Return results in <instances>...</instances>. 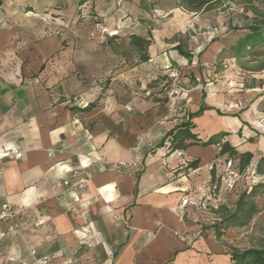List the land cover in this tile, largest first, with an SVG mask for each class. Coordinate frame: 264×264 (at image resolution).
I'll return each instance as SVG.
<instances>
[{"label": "crops", "instance_id": "crops-1", "mask_svg": "<svg viewBox=\"0 0 264 264\" xmlns=\"http://www.w3.org/2000/svg\"><path fill=\"white\" fill-rule=\"evenodd\" d=\"M79 1L2 0L0 6V153L10 149L22 153L20 160L0 161V213L4 205L21 211L16 229L8 221L0 223V235L4 237L1 246L5 244L4 249H12L16 256L27 252L42 260L65 253L80 238L82 244L100 249L108 264H230L229 258L214 255L220 247L212 231L201 233L208 224L194 213L181 219L178 209L181 197L201 196L202 187L211 180L209 167L219 156V148L191 146L171 153L157 148L170 130L201 105L209 110L191 120L192 132L202 141L215 135L217 130H208L198 122L205 118L214 122L219 117L215 109L220 108V100L208 93V87L205 103L198 84L190 88L182 82L178 91L191 89L184 99L185 110L174 118L168 116L160 98L174 87L163 65L175 66V57L190 59L174 47L178 43L173 44V37L163 44L168 51L162 63L151 54L152 37V47L147 49L149 59L138 67L149 68L145 76L137 75L134 67L124 78L114 70L116 65L112 66L110 90L103 99L99 86L86 90L72 73L65 72L58 79L42 68L41 55L60 52V61L64 62L62 56L71 54L72 49L62 51V39L56 37L59 32L51 29L60 26L74 35L75 23L61 15ZM141 2L87 0L78 7L83 16L76 23L85 37L92 22L100 20L110 28L123 25L122 32L129 36L150 40L146 26L135 24L145 16ZM46 8H51L49 14L54 16L49 22L44 19ZM29 21L44 24L51 34L41 49L26 50L17 42ZM34 34L39 35V31ZM23 54L31 56L30 68L21 67L17 58L15 65L8 67L7 56ZM168 57L171 63L166 61ZM65 68L71 70L69 65ZM138 76L147 84L142 88L144 98L135 93ZM156 76L164 81L151 83ZM58 88L76 96L60 95ZM191 96L193 101L189 103ZM89 104L95 108L84 111ZM244 129L246 139L252 132L247 129L249 134L245 135ZM236 134L225 141L238 152L244 139ZM233 135L241 141H234ZM255 149L259 147L244 145L248 152ZM193 161L197 164L188 167ZM64 181L69 184L64 186ZM182 234L184 239H180Z\"/></svg>", "mask_w": 264, "mask_h": 264}, {"label": "rangeland", "instance_id": "rangeland-1", "mask_svg": "<svg viewBox=\"0 0 264 264\" xmlns=\"http://www.w3.org/2000/svg\"><path fill=\"white\" fill-rule=\"evenodd\" d=\"M140 5L145 10V16L141 20L137 19L135 24L136 26L143 24L146 26L150 37V47H152L151 42H153L152 37H154V46L150 48L151 54L161 59V63L165 61L164 53L168 50H166L167 46L163 44L168 39L170 40V37H173V44L178 43L174 47L180 48L185 58L190 57L187 61L177 57L172 58L177 64L174 66L166 63L163 65V71H178L179 84L185 82V85L190 86V88L198 84L200 86L198 91L202 95L203 102H207L208 93H213L220 100V104H218L220 108L215 109L220 113L219 117H215L212 123L207 122L205 118L200 120L198 125L208 130H217L216 134H226L223 141L228 140L230 134H234L235 131L240 139H244L243 129L245 127L244 134H249L247 129L252 134L243 140L238 152L246 151L244 145H253L256 148L258 146L264 153V43L254 49L238 52L239 41L248 33L247 28L264 19V0L252 3L213 0L205 10L197 13L185 11L179 7L178 3L174 4L171 0H142ZM79 6L67 7L68 10L61 15L67 21L70 20L75 23L74 35L76 36L60 28V26H54L55 29H51L59 32L56 37L59 41L62 39L60 45L63 47L62 51H65L66 48L72 49L71 54L62 56L64 62L60 61V52H54L47 56L41 55L39 60L42 63V68H47L58 79H62L65 72L66 74L70 72L77 81L85 86L86 90L99 86L101 99L110 90L111 79L113 78L110 72L112 66L116 65L114 70L120 71L124 78L128 69L134 67L137 69V75L145 76L149 68L145 67L141 70L138 68L141 62H139L136 52L130 48L129 35L122 32L123 25L119 26L121 35L116 40L90 41L84 36L82 27L76 23L79 19ZM168 7L170 8L167 9ZM25 10L27 9L25 8ZM46 10L43 14L47 16L43 18L49 22L54 16L49 14L51 8H46ZM29 23V26L24 27L23 38L17 42L21 48L26 50L35 47L41 49L51 34L43 26L44 24L38 25V23L31 21ZM45 26L53 28L52 25L47 24ZM38 31L39 35L34 34ZM6 58L8 59V67L15 65L16 58L21 67L25 69L31 67L30 55H10ZM34 60L37 59L34 58ZM166 61L171 63V58L168 57ZM161 63L159 64L162 65ZM67 65L71 67V70L65 68ZM190 67H194L193 70H190ZM156 79L155 82L151 83H158V80L164 81L159 76H156ZM93 81L96 82L95 85L92 84ZM145 85H147L145 78L138 76L135 80L134 89L140 98H144L142 88L146 87ZM123 86V89L127 90V86L125 84ZM208 87L209 91L207 90ZM57 90H59L60 95H66L69 98L76 96L63 88ZM189 90L191 89L182 88V91H175L171 96L169 89H167L162 95L160 98L164 101L162 106L170 118H174L180 110H185L184 99L188 96L187 91ZM211 97L213 96L211 95ZM188 101L192 103V96L189 97ZM125 110L129 111L130 109L126 107ZM104 111H107L106 108ZM231 118H236L240 125L235 126L232 131L219 122V120L224 119L230 121ZM238 127H240L239 131H237ZM232 139H235V135L232 136ZM216 148L218 147L216 146ZM259 149L250 152L254 159L264 155ZM256 181V183L263 182L264 175L257 178ZM244 185L245 182L242 181L237 188L239 194L243 191ZM234 199L232 196L229 197L228 206L230 204L233 206ZM252 202L256 206L257 213L244 228H230L225 232L217 241L220 251L214 254L215 256L229 258L232 251L259 249L264 246V194L258 193ZM12 229L15 228L12 227ZM1 232L0 230V234ZM3 239L4 237L0 235V264H108L100 249L92 246L93 244H89V246L82 244L83 240L80 238L65 253L42 260L34 258L32 253L26 252L25 255L16 256L12 249L9 248L6 251L4 249L5 244L1 246Z\"/></svg>", "mask_w": 264, "mask_h": 264}, {"label": "trees", "instance_id": "trees-1", "mask_svg": "<svg viewBox=\"0 0 264 264\" xmlns=\"http://www.w3.org/2000/svg\"><path fill=\"white\" fill-rule=\"evenodd\" d=\"M87 0H80L79 5L81 6ZM178 5L183 10L190 13H197L205 10L213 0H177ZM228 2L252 3L258 0H225ZM2 0H0V6ZM91 16L90 13L87 14ZM82 11L79 10V16L82 17ZM100 20H94L92 24ZM248 33L239 41V51L245 52L246 50L254 49L255 47L264 43V19L259 23H256L247 28ZM114 39V38H113ZM130 48L138 55V60L141 63L148 61L147 49L150 46V40L141 38L137 35L129 36ZM188 58V56L186 57ZM157 80V79H156ZM158 82V81H157ZM166 85L168 83H165ZM95 108L94 104H89L84 108V111H88ZM209 110L204 106H200L198 111L189 113L187 118L183 120L179 125L170 130L164 138L159 142L157 148H165L169 153L174 151H183L191 146L209 147L217 146L219 148V156L226 159H232L233 165L240 171L246 169L250 163L254 160V171L258 176L264 175V155L253 159V154L245 151L238 153L236 148L233 147L228 141H223L226 134L218 133L209 137L206 141H202L195 135L192 130L194 126L191 120L201 114L203 111ZM218 115L219 112L216 111ZM196 161L191 162L188 167L195 166ZM211 180L213 182V170H211ZM264 194V181L254 183L250 186L249 190H244L240 193L237 200L234 202L231 208L220 207L216 211L218 215V221L213 223L211 226L202 230H211L215 240H219L225 232L230 228H244L251 221L253 216L257 213L256 206L252 200L256 195ZM230 264H264V246L259 249H248L244 251H232L229 255Z\"/></svg>", "mask_w": 264, "mask_h": 264}, {"label": "built area", "instance_id": "built-area-1", "mask_svg": "<svg viewBox=\"0 0 264 264\" xmlns=\"http://www.w3.org/2000/svg\"><path fill=\"white\" fill-rule=\"evenodd\" d=\"M119 36L120 31L118 28H110L102 22L95 21L91 25V29L88 31L86 38L90 41H102L104 39L118 38ZM166 78L172 87H174V90H169V93L173 96L174 92L180 88L178 83L179 72L174 70L168 71ZM21 158L22 153L12 149L3 150L0 153V161L2 159L20 160ZM209 169L213 170V182L210 183V181H207L204 184L201 196L197 198L187 196L180 198L178 209L181 219L188 213H194L203 223L211 226L218 221L219 216L216 215V211L220 207H232V204L229 206L227 204L229 197L234 196V202L237 200L240 195L237 188H239L242 181L245 182L243 187L244 191L249 190L250 186L257 182V178H260L255 174L254 163H250L246 169L240 171L234 167L232 159H226L220 156L216 157ZM68 184V181L63 182L64 186ZM19 216H21V211L13 209L9 205H4L0 213V221H8L11 227L16 229L19 225ZM117 221L126 224V221H123L122 218H118ZM180 239H184V234L180 235Z\"/></svg>", "mask_w": 264, "mask_h": 264}, {"label": "bare ground", "instance_id": "bare-ground-1", "mask_svg": "<svg viewBox=\"0 0 264 264\" xmlns=\"http://www.w3.org/2000/svg\"><path fill=\"white\" fill-rule=\"evenodd\" d=\"M109 26H110V24H109ZM213 101V100H212ZM223 118V117H222ZM219 122H221V124L223 123V125H225V127L227 128V129H230L231 131L232 130H234V127L235 126H237L239 123H238V121L237 120H230V121H227V120H219ZM256 125H258L257 123H255ZM255 126V125H254ZM219 127H221V125L219 124ZM258 127V126H257ZM259 128V127H258ZM237 138L235 137V139H233V140H236ZM237 141V140H236ZM240 141V140H239ZM235 143H237V142H235ZM239 143V142H238ZM245 147H247V146H245Z\"/></svg>", "mask_w": 264, "mask_h": 264}]
</instances>
